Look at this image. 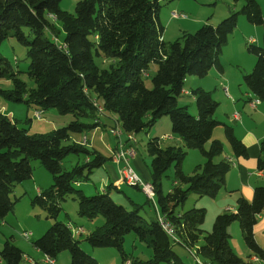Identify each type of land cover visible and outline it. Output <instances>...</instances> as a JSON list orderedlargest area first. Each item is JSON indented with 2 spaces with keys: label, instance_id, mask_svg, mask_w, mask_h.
I'll return each mask as SVG.
<instances>
[{
  "label": "trees",
  "instance_id": "1",
  "mask_svg": "<svg viewBox=\"0 0 264 264\" xmlns=\"http://www.w3.org/2000/svg\"><path fill=\"white\" fill-rule=\"evenodd\" d=\"M243 1L240 10L233 7L217 25L204 23L195 32L184 31L176 40L167 41L163 37L160 0H79L75 13L63 10L61 0H0V46L14 37L26 46L30 59L27 69L19 70L0 53V81H12L10 89L0 85V95L35 111L54 108L61 115L73 116L66 126L30 134L27 127L0 111V219L14 212L19 197L12 198L13 191L16 185L33 177L32 161L39 160L53 177V184L31 199L54 220L42 236L32 241L45 255L56 258L68 251L71 264H100L83 249L82 239L73 235L70 225L59 220L63 201L73 195L79 215L90 220L100 215L104 218L102 225L86 234L85 241L93 247L117 248L121 264H192L175 251V244L192 254L193 264H198L197 258L207 264H247L231 245L229 227L235 221L240 223L246 246L264 260V248L257 242L254 230L264 209V185L255 187L252 199L240 197L236 211L219 213L206 234L202 229L205 208L182 209L192 192L216 197L232 166L227 159L217 160L223 153V143L213 139V131L223 123L215 116L219 102L211 92L200 87L192 91L196 114H191L188 106L179 105L178 99L188 76L203 78L213 66H221L220 55L240 14L250 23H264L259 2ZM62 31L63 39L59 37ZM247 48L257 60L244 82L264 102V47L249 43ZM95 56L109 60L108 67L99 66ZM152 64L156 65V73L149 88L144 77ZM22 73L35 85L22 79ZM105 113L116 114L117 126L134 136L163 116L171 117L172 132L181 139V145L164 147L159 137L147 143L155 196L146 203L152 201L155 205V219L142 215L145 204L125 193L129 207L117 203L112 189L119 193L123 190L112 183L93 195L79 188L82 180H89L92 172L110 158L72 140V134H84L102 125ZM223 125L234 154L247 156V147L235 136L233 127ZM192 149L200 150L206 160L197 164L192 174H186L183 161ZM70 154L82 155L83 161L67 170L62 162ZM173 164L174 184L164 193L162 178ZM258 169H264V139ZM157 212L174 228V236L164 229ZM131 232L152 249L149 259L126 252L124 240ZM24 255L25 251L11 239L0 248V259L7 264H22Z\"/></svg>",
  "mask_w": 264,
  "mask_h": 264
},
{
  "label": "rangeland",
  "instance_id": "2",
  "mask_svg": "<svg viewBox=\"0 0 264 264\" xmlns=\"http://www.w3.org/2000/svg\"><path fill=\"white\" fill-rule=\"evenodd\" d=\"M78 1L79 0H61L60 6L65 11H68L70 13H75L76 5ZM257 1L261 6L264 15V0H257ZM243 4H244L243 0L237 3L234 0H160V5H161L160 18L162 19L163 25L165 27H168L169 22L173 20V25L170 28H168L169 32L167 34V38L165 39L167 41H174L177 38L181 37L183 35L184 28L180 29V27L181 26L183 27V25H185L183 22H189V20L193 18L196 19L204 18V20L201 22L199 26L197 27L193 26L194 30H189V32H195L204 23L217 25L223 18L229 15V14L227 16L225 15L223 18H221L220 15H222L224 11L229 10L230 8L233 7L240 10ZM173 10H177L179 12L185 13L188 16V19H186L187 21H184L183 19H173L172 18ZM263 25L264 24L258 25V24L250 23L245 15L240 14L236 29L230 35L227 44L224 45L223 47V51L220 56V60L222 61V63H224L229 58H232L233 55L237 54L235 51L238 48L237 47L238 45L236 43L238 42V38L244 39V43L247 48V44L249 43L248 36L254 35V30L252 28H259L260 26ZM248 28L250 29L247 32ZM25 31L29 35V38L32 39L33 36L29 34L28 29H25ZM251 32L252 34H249ZM47 34L49 35L50 33L47 32ZM242 34L244 36H241ZM63 36H64V32L62 31L59 33V37L63 39ZM0 53L6 58H8L16 69L25 70L27 69L30 63V59L27 57L26 46L19 43L14 37L10 36L2 43V45L0 46ZM95 61L101 67H108L109 65V60L103 59L98 56H95ZM155 73H156V65L152 64L148 71V75L144 77L145 83L149 88L152 87V76ZM21 78L27 81L30 86L35 85L34 81L31 80L27 74L22 73ZM191 78H197V76H188L186 79L185 90L186 89L190 90V92L192 91L191 90L192 86L190 82ZM0 82L2 88L10 89L12 87V81L10 79H3ZM0 99H5V98H3V96L0 95ZM178 102L179 105L181 106H188V111L191 114H195V109H197V106L193 93L185 94L183 92L180 95ZM11 104L13 106H9V108L13 109L14 111L10 117H12L13 119H17L20 122V126L27 127L29 129L30 134L48 133L53 129L66 126L73 119V116L71 114L61 115L54 108H50L46 111L36 110L37 114L39 115L36 116L35 109L31 106H28L25 103L12 101ZM112 123L114 124V120H112ZM117 128L118 126H115V128L113 127L110 129L113 130ZM215 129L217 130L214 133L216 137L217 132L218 131L222 132L224 130V127L217 126ZM111 130L110 133L103 131L105 133L104 141L106 143H109V145H116L118 144L120 137H118V135L113 134ZM92 132L93 130L87 132L90 138L93 134ZM100 133L101 131L99 132V134L97 133L96 135L98 140ZM165 133H167L168 137L169 135H171L174 138H177V135L172 132V121L169 115H165L162 118H160L152 127L146 128L141 132L137 133L134 136L133 141H130L129 143L124 145L123 148L125 149L129 147H133L134 150L136 149L135 152H137V159L132 160L130 165L132 164L135 171L136 172L138 171L137 173H139L140 177H142L141 176L142 174L138 170L136 164L142 167V169L145 172H147V174L151 173L152 158L147 152V143L150 138L159 137L160 141L162 142V146L164 147L168 145H181V143L176 140H167L168 138H165L164 136ZM74 135H80V133H73L72 137ZM85 137L86 139H83L79 143L83 144L84 146L85 145L87 146L89 141L86 135L84 136V138ZM106 143L100 144V142L96 141L94 146L95 148L100 150L103 155L110 156L111 153L108 149L107 146L108 144L106 145ZM206 147L207 148L210 147V142H208ZM123 148L121 146L115 152V154H117V152ZM195 152L196 153L188 154L185 158V162L183 161L184 164L183 170L186 174H192L195 166L197 165V163H199L197 162L198 157H195V155L200 156L199 154H201V151L197 150ZM205 160L206 159L204 158V162ZM78 161H83L82 155L80 158L77 154H70L68 157L64 159L62 165L65 169L70 170L74 165H76ZM32 165H33V177L29 180L24 181L23 183L16 185L13 191L12 198L19 197V200L15 205L14 212L8 214L4 220L0 219V248L3 247L7 239H11L13 243L21 247L24 251H26V253H29L30 255H32V257H36V253H35L36 248L33 246L32 241L42 236L46 232V230L49 227H51V225L54 223V220L47 217L48 214L42 207L38 205H33L31 199H33L38 193L37 186L43 185V187H49V185L53 184V177L51 173L40 163L39 160L32 161ZM175 172H176V167L175 164H173L170 167V169H168V171L166 172V175L163 176L162 188L164 193H168L172 189L174 184ZM104 175H106V173L103 168L95 169L92 172L89 180H82L80 182L79 188L83 189L87 195H93L99 192V190H101L100 188L103 183L102 176ZM142 179L144 181H147L144 178ZM121 188L125 190L128 195L130 196L133 195L131 197H134V199L137 202L141 204H145L141 212L142 215H144L149 220L156 218L155 205L152 203V201H148V203H146L148 200V196L146 195V193L143 191L142 188L138 189L136 188V186H132L127 183H124V181H122ZM115 191L116 190L112 191L113 198L115 199V201L119 204L122 203L129 207L127 198L123 195V193H117ZM214 198L215 197L212 198L208 196H198L196 193L192 192L189 195L186 202L184 203V205L182 206L183 210H188L193 207L205 208L206 217L202 225V229L204 230L205 234L212 230L214 221L217 215L219 214V213L214 214L216 213L215 205L205 203V202H213ZM62 206H63V210L60 213L59 220L72 225V228L74 229V235L77 238L82 239L81 246L83 244L84 246L83 249L86 252L90 253L89 251H91L92 248L94 247L88 241H85L86 234H80L79 232H76V229L77 227L80 226L87 227V231H89L88 229H94L98 225H102L104 223L103 216L100 215L96 219L90 220L86 217H82L81 215H79L78 201L75 199V196L73 195L68 196L67 199L63 201ZM233 224H235L236 227H229V231L231 234V242L233 243L235 248L239 250L240 244L244 245V239L241 234L240 223L238 221H235L233 222ZM25 231L31 232L30 239H26L23 237L22 234ZM100 248H104L102 249L104 250V253L103 254L100 253V261L102 264H121L122 262L121 255L120 252L117 250V248L115 247H100ZM124 249L132 257H138L147 260L152 256V249L148 247L144 242L139 241V239L136 237V235L133 232L126 235L124 240ZM174 249L178 254H180V256L186 262L192 264L195 262L192 254L182 245L175 244ZM59 255L61 258L59 264L71 263L70 253L68 251H63ZM22 263L25 264V260H23ZM0 264H7V263L4 260H1Z\"/></svg>",
  "mask_w": 264,
  "mask_h": 264
},
{
  "label": "crops",
  "instance_id": "3",
  "mask_svg": "<svg viewBox=\"0 0 264 264\" xmlns=\"http://www.w3.org/2000/svg\"><path fill=\"white\" fill-rule=\"evenodd\" d=\"M231 9L232 8L224 11V13L220 15V17L223 18L225 15L227 16L230 13ZM173 19H183L184 21H187L186 19H188V16L186 15L185 18H173ZM203 20L204 18H200V19L193 18L189 20V22H183L185 25H183V27L181 26L180 29L184 28L183 32L184 31L189 32V30H194L193 26L194 27L199 26ZM210 22H213V21H210ZM168 25H169L168 27H165V30L163 33L164 38H167V34L169 32L168 28H170L173 25V20H171V22H169ZM249 29L250 28H248L247 32L249 31ZM252 29L254 30V35L248 36L249 38L248 42L254 43L260 46L261 45L264 46V25L260 26L259 28H252ZM249 34H252V32ZM241 36H244V35L242 34ZM250 38H252L254 41L251 42ZM236 43L238 45L237 46L238 48L235 51L237 54L233 55L232 58H229L224 63H222V61L220 60L221 66L220 67L213 66L211 70L209 71L208 75H206L205 77L191 78L190 80L192 91L195 88L200 87L206 91L211 92L213 98L219 102V106L215 113L216 118L223 124L232 126L235 136L238 139L242 140L247 147V154H248L247 156H236L225 135L224 125L223 124L218 125V126L224 127V130L222 132L218 131L216 137L214 133L217 130L214 129L213 139H219L223 143V153L220 155V157H218V159H227L232 164L230 170L226 174L225 185L223 186V188L219 191L217 196L214 198L213 202H205L206 204L215 205L216 213L214 214L222 213L225 211H236L237 210V200L240 197H245L250 200L253 197L255 187L259 185H264V169L263 170L258 169V158L261 154V141L264 139V102L260 100L259 103H256L253 105L252 104L253 100L257 99L258 97L246 86L244 82V76L253 70L257 58L254 54L248 51V48H246L245 46L244 39L238 38V42ZM248 44H247V47H248ZM0 85H1V82H0ZM193 86H196V87H193ZM192 91L190 92V90H187V89L185 90L184 88L183 92L185 94H190L192 93ZM8 101L10 100L0 99V111L11 116L14 110L9 108V106H13L11 104L12 101L11 102H8ZM220 107H221V110H220ZM196 113H197V109H195V114ZM236 114H237V117L235 116ZM112 120H114V124L112 123ZM101 122H102L101 123L102 125L93 129V132H92L93 134L91 138L88 135V133H84L80 135H74L72 137V140L80 142L84 139V136L86 135L89 141L87 146L89 148L98 150L94 146L96 141L100 142V144L106 143L104 141L105 140L104 132L110 133V130H111L110 128H113L119 125V122L117 121V116L114 113L103 114ZM100 131L101 133L99 135V140H98L96 135L97 133L99 134ZM164 136L165 138H168L167 140H176L181 143V139L178 136L177 138H174L171 135H169L168 137L167 133H165ZM120 139L124 142H127V134L124 133L120 137ZM120 139L118 141V144L120 142ZM118 144L109 145V143H106L111 154L110 156H107L110 159L102 167H100L105 170L106 175L102 176L103 183L100 188L101 190L99 191L105 190V188L108 187V185L111 183L114 184L118 189H122L121 188L122 181H124L123 176H122V168H123L124 163L117 162L115 160V155H116L115 152L119 149ZM161 145H162V142H161ZM195 151L197 150H193V149L189 150L188 154L196 153ZM199 155L200 156L195 155V157H198L197 162L199 163L197 164H202V162H204L205 157L202 155V153ZM134 159H137V152L134 154L133 157H131L130 163ZM136 165L138 167V170L142 174L141 178H144L145 180H147V182H150L151 173L147 174V172H145L142 169V167H140L138 164ZM183 168H184V164H183ZM124 183H127V182L124 181ZM42 188H46V187H43V185L37 186L38 193L40 192ZM113 190L114 189H112V191ZM123 191L122 193L127 194L125 190ZM131 198L135 200L134 197H131ZM155 210H156V207H155ZM70 227L74 235V229L72 228V225H70ZM230 227H236V226L235 224L232 223ZM94 229H88L89 231H87V227L80 226V227H77L76 232H79L80 234H88ZM254 230H255V236H256L257 242L261 245V247L264 248V209L262 213L258 216V221L255 225ZM231 244H232L233 249L244 260H246L247 264H264V260H258V261L254 260V257L256 255L251 252V250L246 246L245 242H244V245L240 244L239 250L235 248L232 242ZM102 249L104 248L94 247L92 248L91 251H89L92 255H94L98 259L100 264H102L100 261V253L101 254L104 253V250ZM35 253H36L37 258L32 257V255H30L29 253H26L25 251V255H24L25 264H46L45 262L46 255L39 249H36ZM29 258H31L33 261H30ZM55 259H56V263L59 264V261L61 259L60 255H58Z\"/></svg>",
  "mask_w": 264,
  "mask_h": 264
},
{
  "label": "built area",
  "instance_id": "4",
  "mask_svg": "<svg viewBox=\"0 0 264 264\" xmlns=\"http://www.w3.org/2000/svg\"><path fill=\"white\" fill-rule=\"evenodd\" d=\"M172 17L173 18H185L186 14L185 13H181L177 10L172 12ZM250 41L253 42L254 40L252 38H250ZM255 100H259V99H255ZM253 105H254V100H253ZM36 116H39L37 114L36 111ZM237 117V114L235 115ZM113 132V134L118 135V137H120V132L117 131L116 129L111 130ZM86 139V137L84 138ZM134 139V135L133 134H129L128 138H127V142L121 141L119 143V148L122 146V148L124 147V145H126L127 143L130 142V140ZM136 152L131 150L130 147L125 149H120L117 154L115 155V160L117 162H123V168H122V176L125 182H127L129 185L132 186H138L141 187L143 189V191L146 193V195L148 196V198L153 200V195L150 191V186L148 184L147 181H144L139 174L134 170V168L132 167V165H130V160L131 157L134 156ZM166 222L168 223L167 219H165ZM169 225V233H171V228H170V224ZM23 237L26 239H30L31 238V232L30 231H25L23 232ZM1 261V259H0ZM197 261V260H196ZM45 262L46 264H54L51 256L46 255L45 257ZM198 263V261H197Z\"/></svg>",
  "mask_w": 264,
  "mask_h": 264
},
{
  "label": "bare ground",
  "instance_id": "5",
  "mask_svg": "<svg viewBox=\"0 0 264 264\" xmlns=\"http://www.w3.org/2000/svg\"><path fill=\"white\" fill-rule=\"evenodd\" d=\"M258 99V98H257ZM260 102V99L259 100H254V104H256V103H259ZM253 104V103H252ZM115 128V127H114ZM119 128V129H118ZM118 128L116 129L117 131H119L120 132V137L123 135V130L118 126ZM127 138H128V135H127ZM130 141H133V140H130ZM130 149L131 150H133V151H135L134 149H133V147H130ZM148 184H149V186H150V191H151V193H152V195H153V199H154V189H153V186H152V184L150 183V182H148ZM166 218L164 217V216H162V215H160V214H158V220L160 221V223L162 224V226L164 227V229L169 233V225L168 224H170L169 222L167 223L166 222V220H165ZM168 221V220H167ZM170 228H171V233H169V234H171L172 236H174L175 235V230H174V228L170 225ZM191 252H193L192 250H191ZM194 255H195V253H194ZM51 259H52V261H53V263L54 264H57L56 263V259L55 258H53V257H51ZM29 260L30 261H33L31 258H29ZM197 261H198V264H207V263H204V262H202L199 258H197L196 259ZM254 260H256V261H258V260H260L257 256H255L254 257Z\"/></svg>",
  "mask_w": 264,
  "mask_h": 264
}]
</instances>
